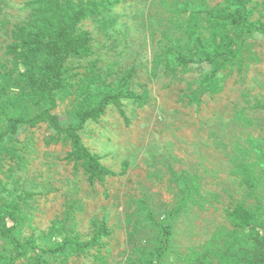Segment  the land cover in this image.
<instances>
[{
	"label": "rangeland",
	"instance_id": "rangeland-1",
	"mask_svg": "<svg viewBox=\"0 0 264 264\" xmlns=\"http://www.w3.org/2000/svg\"><path fill=\"white\" fill-rule=\"evenodd\" d=\"M54 1L70 9L87 0ZM225 1L119 0L78 25L89 35L92 54L66 62L67 86L56 93L50 112L62 128L78 123L86 101L129 74L131 90L148 102L124 99L79 131L84 145L112 171L102 178L74 160L67 134L47 122L0 137V226L13 225L1 214L18 204L16 234L41 247L89 241L104 222L110 232L83 254L70 255L68 246L61 255L30 252L14 264H143L158 248L166 249V264H199L203 256L222 264L220 256L236 233L228 214L239 204L258 210V231L264 232V169L257 160L264 150V29L246 34L238 59L217 70V94L200 90L213 66L166 68L170 52L194 49L190 33L211 36L207 17L185 9L218 10ZM251 8L252 19L264 27V0H253ZM41 11L37 0H0L2 84H10L9 95L22 100L20 111L29 117L51 107L19 79L27 63L20 29ZM7 129L2 120L0 135ZM241 164L255 166L257 199L242 181ZM167 224L170 240L163 232ZM246 233L239 248L254 238ZM13 255L0 235V264H9Z\"/></svg>",
	"mask_w": 264,
	"mask_h": 264
},
{
	"label": "trees",
	"instance_id": "trees-1",
	"mask_svg": "<svg viewBox=\"0 0 264 264\" xmlns=\"http://www.w3.org/2000/svg\"><path fill=\"white\" fill-rule=\"evenodd\" d=\"M252 2L253 0H226L223 7L218 10H210L206 7L185 9V12H192L193 15L204 14L207 17L212 25L211 36L202 39L199 35L190 33L194 41V49H190L187 53L170 52L167 56V70L175 71L194 63L211 65L214 70L203 78L200 90L203 94L219 93L222 81L218 79L217 70L238 59L239 42L244 39L246 34L264 29L259 21L252 19L254 15L251 8ZM37 3L43 6L45 11L38 14L39 18L35 22L20 29L22 39L19 48L27 63L25 70L20 72L19 79L31 88L34 92L33 96L36 95L40 97V100H46L51 104V107L35 117H29L22 113L18 103V101L21 103L22 100L16 101L15 97L9 95L10 84H2L3 74L0 69V123L2 120L8 122V129L2 132L0 137L14 136L24 126L36 127L40 123L47 122L58 132L67 134L72 145L71 155L74 160L83 163L92 177L102 178L111 175L112 171L103 166L99 158L84 145L79 131L89 120L100 119L110 105L120 106L124 99H131L140 105L147 104L146 96L131 90L130 82L133 76L127 75L115 86L110 85L104 88L101 95L86 101L78 113V123L62 128L58 116L52 115L50 112L56 106V93L67 86L66 62L71 57L87 58L92 54L89 35L86 32H79L78 25L103 9L119 3V0H87L85 3L70 7V9L54 0H37ZM42 12H47V14L43 16ZM197 56L199 60H197ZM261 108L264 109V106ZM259 153L257 160H260L264 169V150ZM238 169L243 183L251 195L257 199L261 182L256 174L255 166L241 164ZM191 197L192 194H189L186 202H189ZM2 211L1 215L5 219L13 221L12 226H7V224L0 226V235L9 242L14 251L9 264H14L30 252L48 256L61 255L68 246L70 255L83 254L99 247L101 241L110 235L107 224L104 222L89 241L68 239L62 244L41 247L33 238L22 239L16 234V215L20 212L18 204L6 207ZM258 213V210L243 204H239L229 212V220L234 225L236 233L232 234L229 240L232 243L225 247L220 256L222 264H264V232L261 234L258 231V228L263 226ZM247 230L254 235V238L252 242H247L248 248H239L238 246L244 243L243 239H245L244 235L247 234ZM244 231L245 233H243ZM163 232L165 239L170 240L171 225H165ZM165 251V248L149 251L143 264H166L167 253ZM209 259V257L203 256L198 261L199 264H212Z\"/></svg>",
	"mask_w": 264,
	"mask_h": 264
}]
</instances>
